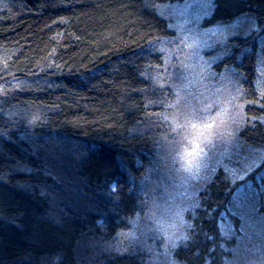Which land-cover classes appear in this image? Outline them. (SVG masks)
<instances>
[{
  "label": "trees",
  "instance_id": "16d2710c",
  "mask_svg": "<svg viewBox=\"0 0 264 264\" xmlns=\"http://www.w3.org/2000/svg\"><path fill=\"white\" fill-rule=\"evenodd\" d=\"M178 1L0 0V264L146 263L124 237L146 209L143 181L165 166L171 75L160 67L174 32L161 12ZM209 10L201 25L229 30L212 64L231 75L239 104L229 151L239 168L247 156L255 167L264 161L254 37L264 0H212ZM225 173L213 169L186 213L176 264L255 262L245 251L264 237V208L248 215L261 227L244 238L230 215L213 214Z\"/></svg>",
  "mask_w": 264,
  "mask_h": 264
},
{
  "label": "rangeland",
  "instance_id": "374dc122",
  "mask_svg": "<svg viewBox=\"0 0 264 264\" xmlns=\"http://www.w3.org/2000/svg\"><path fill=\"white\" fill-rule=\"evenodd\" d=\"M211 1L180 0L161 12L174 32L173 38L162 42L167 50L160 67L162 75H171L166 83L172 98L170 130L163 140V156L160 154L165 166L154 171V178L152 174L143 181L146 209L131 220L124 237L126 243L146 252L145 264H176L172 249L185 237L186 213L196 205L198 191L216 166L236 175L249 167L248 156L245 161L238 156L243 167L239 168L234 162L237 156L229 151L240 127L239 104L231 75L212 71V64L220 58L215 46H222L229 30L201 25ZM255 33L261 64L264 31ZM260 64L256 66L257 81L263 82L264 61ZM257 153L261 156L264 151ZM258 226L260 221L247 218L240 229L242 238ZM257 243L254 250L247 248L245 255L255 258L252 264H264V237Z\"/></svg>",
  "mask_w": 264,
  "mask_h": 264
},
{
  "label": "snow or ice",
  "instance_id": "6c2138e0",
  "mask_svg": "<svg viewBox=\"0 0 264 264\" xmlns=\"http://www.w3.org/2000/svg\"><path fill=\"white\" fill-rule=\"evenodd\" d=\"M224 183L226 184L224 197L212 209V213H218L221 221L230 215L232 221L239 222L243 229V223L248 215L258 207L264 208V161L256 164L255 167L242 169L238 175L233 174L230 180L228 174L225 173ZM110 188L115 192L118 190V185H111ZM221 235L224 233L221 232ZM206 238L211 239L212 237H207L206 234ZM200 264H205L203 259Z\"/></svg>",
  "mask_w": 264,
  "mask_h": 264
}]
</instances>
